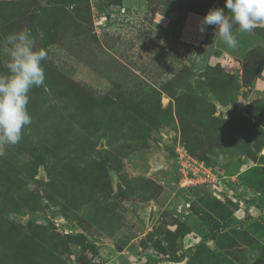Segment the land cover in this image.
I'll list each match as a JSON object with an SVG mask.
<instances>
[{
    "label": "rangeland",
    "instance_id": "374dc122",
    "mask_svg": "<svg viewBox=\"0 0 264 264\" xmlns=\"http://www.w3.org/2000/svg\"><path fill=\"white\" fill-rule=\"evenodd\" d=\"M216 7L0 0V73L11 33L48 53L0 149V264H264V25L230 49Z\"/></svg>",
    "mask_w": 264,
    "mask_h": 264
},
{
    "label": "clouds",
    "instance_id": "9594fccd",
    "mask_svg": "<svg viewBox=\"0 0 264 264\" xmlns=\"http://www.w3.org/2000/svg\"><path fill=\"white\" fill-rule=\"evenodd\" d=\"M224 8L210 9L202 18L199 31L216 26L218 35L228 48L238 47L234 27L240 33L252 32L264 25V0H224ZM7 56V72L0 73V149L16 145L23 130L32 123L28 112L29 92L34 87L45 86L42 62L47 58L43 48L35 49L31 30L24 29L7 35L2 45Z\"/></svg>",
    "mask_w": 264,
    "mask_h": 264
},
{
    "label": "built area",
    "instance_id": "2783aa9c",
    "mask_svg": "<svg viewBox=\"0 0 264 264\" xmlns=\"http://www.w3.org/2000/svg\"><path fill=\"white\" fill-rule=\"evenodd\" d=\"M188 158H187V161H188V165H190L191 166V162L193 163V160L189 157V156H187ZM185 166H187V164H185ZM180 170V169H179ZM191 171V169H189V172ZM191 174H195L194 172L192 173L191 172ZM192 178L194 177L193 175L191 176ZM198 182V180H196L195 181V178L193 179V180H189L188 179V182H186V181H184L183 183H179L178 182V186H180V187H182V188H184V187H187V186H191V187H194V186H197V185H195L196 183ZM189 206V205H188Z\"/></svg>",
    "mask_w": 264,
    "mask_h": 264
},
{
    "label": "water",
    "instance_id": "95a60500",
    "mask_svg": "<svg viewBox=\"0 0 264 264\" xmlns=\"http://www.w3.org/2000/svg\"><path fill=\"white\" fill-rule=\"evenodd\" d=\"M160 166V163H155V167H159Z\"/></svg>",
    "mask_w": 264,
    "mask_h": 264
},
{
    "label": "trees",
    "instance_id": "16d2710c",
    "mask_svg": "<svg viewBox=\"0 0 264 264\" xmlns=\"http://www.w3.org/2000/svg\"><path fill=\"white\" fill-rule=\"evenodd\" d=\"M182 259H183V257L180 260H178V261H181Z\"/></svg>",
    "mask_w": 264,
    "mask_h": 264
}]
</instances>
